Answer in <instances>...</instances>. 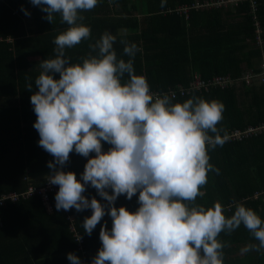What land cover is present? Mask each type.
<instances>
[{
	"label": "trees",
	"instance_id": "16d2710c",
	"mask_svg": "<svg viewBox=\"0 0 264 264\" xmlns=\"http://www.w3.org/2000/svg\"><path fill=\"white\" fill-rule=\"evenodd\" d=\"M205 1L98 0L94 9L81 13L85 17L83 23L91 29L90 38L66 49V55L71 58L70 62H80L79 58L90 52L88 45L107 31L116 37L114 49L118 58L129 59L123 54L121 41L137 45L134 70L146 78L152 90L186 86L195 74L210 79L220 75L240 78L248 72L261 73L264 0H255L257 19H254L252 0L221 7L190 8L183 13L175 11L178 7ZM22 8L30 15H25ZM45 16L46 13L30 0H0V37H3L0 41V197L11 192H25L31 185L41 187L52 174L47 165L54 158L39 146L40 137L33 127L36 115L30 98L36 91L40 61L54 57L53 41L68 26L61 22L58 14L52 24L44 19ZM256 20L261 29L260 40ZM9 37L12 41H7ZM28 82L33 85L31 92L26 89ZM192 97L215 100L223 105V119L217 125L222 137L236 130L264 125V85L243 83L229 90L193 93L173 102ZM102 145L103 151L111 147L103 141ZM208 154L209 162L219 171L208 173V182L201 189L203 195L197 197L196 202L206 207L219 202L227 217L234 214V204L239 202L264 220V132L241 142L225 140L222 146L209 148ZM92 156L95 153L83 157L73 151L62 170L74 172L81 178ZM85 187L83 194L89 200L95 197L106 210L90 236L82 225L92 210L58 211L55 195L51 197V212L39 196L18 202L6 201L1 205L0 264H72L68 254L82 255V251L71 233L69 214L84 237L91 264L102 247L100 228L106 224L110 231L112 219L107 214V201L95 188ZM107 191L111 194V189ZM138 195L131 200L121 195L114 206L134 212L139 207ZM218 239L226 245L224 264H243V257H234L236 251L243 245L258 243L243 225L231 234L222 232ZM250 252L253 253H247ZM255 253V256L245 257L264 263V250Z\"/></svg>",
	"mask_w": 264,
	"mask_h": 264
},
{
	"label": "clouds",
	"instance_id": "9594fccd",
	"mask_svg": "<svg viewBox=\"0 0 264 264\" xmlns=\"http://www.w3.org/2000/svg\"><path fill=\"white\" fill-rule=\"evenodd\" d=\"M30 2L51 24L58 14L68 26L53 41L54 57L40 61L30 102L39 146L54 158L47 166L52 170L48 182L59 186L56 209H91L82 225L90 236L106 210L83 194L85 186L107 201L112 228L101 226L102 247L91 264H224L226 245L218 237L241 225L258 241L242 251L264 250V220L253 209L236 202L227 217L219 202L210 207L196 202L208 173L219 171L208 151L225 142L217 127L223 105L202 97L173 102L174 94L152 93L134 70L137 45L121 41L129 59L118 58L116 37L107 31L88 45L90 52L80 62H70L66 49L91 36L81 13L94 9L98 0ZM26 89L33 91L31 82ZM102 141L111 145L107 151ZM73 151L83 157L95 153L84 166L83 183L62 170ZM137 193L136 211L114 206L119 196L131 200ZM67 258L81 264L72 253Z\"/></svg>",
	"mask_w": 264,
	"mask_h": 264
},
{
	"label": "built area",
	"instance_id": "2783aa9c",
	"mask_svg": "<svg viewBox=\"0 0 264 264\" xmlns=\"http://www.w3.org/2000/svg\"><path fill=\"white\" fill-rule=\"evenodd\" d=\"M239 0H207L205 2H196L192 6H181L175 9L177 12H187L190 8H200V7H221L223 5H227L229 2H238ZM256 8L257 3L255 0H252V9L254 12V19H257L256 16ZM170 12H173L174 9H170ZM256 26H257V38L260 40V32L261 29L259 27V22L256 20ZM3 40V37H0V41ZM7 41H12V39L9 37L7 38ZM245 84L247 86H252L253 83H258L261 85H264V59H263V71L261 73H253L248 72L244 74L240 78H234L231 75H220L215 76L210 79L202 78L199 74H195L193 76V79L189 82L188 85H177L175 88H169L168 90L164 91H157V90H151L152 93L156 94H174L175 99L179 97H186L188 95H191L193 93H210L213 90H229L231 88H234L236 86H240L241 84ZM264 132V125H260L257 127H249L246 130H236L231 134H228V137H225V140L227 141H245L251 137H254V135L260 134ZM77 176V174H76ZM77 179L80 180L81 178L77 176ZM59 190L58 185H52L48 182V180L45 182V184L41 187H35L34 185H31L28 190L25 192H11L8 194H5L0 197V206L4 205L6 201L11 202H18L20 200H28L33 198V196H39L43 202V204L46 206L47 210L51 212L53 210V205L51 201L52 195H56V193ZM68 218L70 220V230L71 233L74 234L76 241L79 245V250L82 251L81 255V264H90L88 259V253L86 252V249L84 247L85 240L84 237L77 231L74 217L69 214Z\"/></svg>",
	"mask_w": 264,
	"mask_h": 264
},
{
	"label": "crops",
	"instance_id": "0c3cea01",
	"mask_svg": "<svg viewBox=\"0 0 264 264\" xmlns=\"http://www.w3.org/2000/svg\"><path fill=\"white\" fill-rule=\"evenodd\" d=\"M246 246H248V245H243L242 246V249L243 248H245ZM242 249H240V250H237L236 252L239 254H237V253H235L234 254V257L235 256H241V257H243V259H242V261H243V264H264L263 262H261V260H259L258 262L257 261H255V260H253L251 257L250 258H246L245 256H247V255H253V256H255V251H253V253H244L243 251H242ZM74 255H76L79 259H80V254H74ZM233 263H235V264H238L237 262H233ZM240 264V263H239Z\"/></svg>",
	"mask_w": 264,
	"mask_h": 264
},
{
	"label": "rangeland",
	"instance_id": "374dc122",
	"mask_svg": "<svg viewBox=\"0 0 264 264\" xmlns=\"http://www.w3.org/2000/svg\"><path fill=\"white\" fill-rule=\"evenodd\" d=\"M232 1H234V0H232ZM229 3H234V2H229ZM48 174V173H47Z\"/></svg>",
	"mask_w": 264,
	"mask_h": 264
},
{
	"label": "bare ground",
	"instance_id": "6f19581e",
	"mask_svg": "<svg viewBox=\"0 0 264 264\" xmlns=\"http://www.w3.org/2000/svg\"><path fill=\"white\" fill-rule=\"evenodd\" d=\"M239 1H240V0H239ZM239 1H238V2H239ZM234 3H236V2H234Z\"/></svg>",
	"mask_w": 264,
	"mask_h": 264
}]
</instances>
